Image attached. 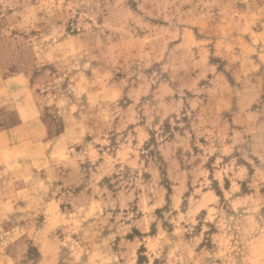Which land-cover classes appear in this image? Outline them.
Segmentation results:
<instances>
[{"label": "rangeland", "instance_id": "374dc122", "mask_svg": "<svg viewBox=\"0 0 264 264\" xmlns=\"http://www.w3.org/2000/svg\"><path fill=\"white\" fill-rule=\"evenodd\" d=\"M0 264H264V0H0Z\"/></svg>", "mask_w": 264, "mask_h": 264}]
</instances>
